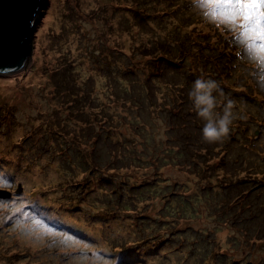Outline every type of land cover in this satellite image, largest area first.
<instances>
[{"label":"rangeland","instance_id":"rangeland-1","mask_svg":"<svg viewBox=\"0 0 264 264\" xmlns=\"http://www.w3.org/2000/svg\"><path fill=\"white\" fill-rule=\"evenodd\" d=\"M205 11L48 0L29 64L0 74V264H264V67ZM197 78L232 101L214 143Z\"/></svg>","mask_w":264,"mask_h":264},{"label":"water","instance_id":"water-1","mask_svg":"<svg viewBox=\"0 0 264 264\" xmlns=\"http://www.w3.org/2000/svg\"><path fill=\"white\" fill-rule=\"evenodd\" d=\"M47 2L0 0V74H12L29 64L35 25ZM0 194L10 196L11 193L0 188Z\"/></svg>","mask_w":264,"mask_h":264},{"label":"snow or ice","instance_id":"snow-or-ice-1","mask_svg":"<svg viewBox=\"0 0 264 264\" xmlns=\"http://www.w3.org/2000/svg\"><path fill=\"white\" fill-rule=\"evenodd\" d=\"M205 16L234 33L233 42L264 67V0H197ZM39 224V222H36Z\"/></svg>","mask_w":264,"mask_h":264},{"label":"clouds","instance_id":"clouds-1","mask_svg":"<svg viewBox=\"0 0 264 264\" xmlns=\"http://www.w3.org/2000/svg\"><path fill=\"white\" fill-rule=\"evenodd\" d=\"M217 92L222 95L218 83L210 78H197L189 91V99L197 116L205 121L201 133L203 140L208 143H214L228 133L232 118L231 100L223 105L222 113L216 111L220 107L214 95Z\"/></svg>","mask_w":264,"mask_h":264},{"label":"bare ground","instance_id":"bare-ground-1","mask_svg":"<svg viewBox=\"0 0 264 264\" xmlns=\"http://www.w3.org/2000/svg\"><path fill=\"white\" fill-rule=\"evenodd\" d=\"M95 76L97 77V78H99V76L98 75H96L95 74ZM2 88H5V89H7V88H9V86L7 85V86H5V85H3L2 86ZM53 170H54V168H52ZM34 172H31L29 175H28V177L29 178H31V177H34ZM23 177V176H22ZM44 178V177H43ZM41 180L42 179H38V184H40V182H41ZM203 204H204V202H202ZM159 204V203H158ZM201 204V203H200ZM205 205V204H204ZM81 208H83L82 206H80ZM201 211V210H200ZM199 211V212H200ZM204 211H205V215H207L206 214V212H209V209H208V207H207V210L206 209H204ZM209 214L212 216V218L211 219H214V217H213V215L209 212ZM77 215V214H76ZM83 217V216H82ZM82 217H80V216H78V217H75L73 220H74V222H76V224H77V226H81V227H86L87 226V222H85V220H86V218L84 219V218H82ZM103 216H98V217H96V218H102ZM205 218L206 217H204V215H202L201 217H200V219H202L203 221H205ZM104 219V218H103ZM208 223V222H207ZM100 224V223H99ZM112 225L113 226H115V223L114 222H112ZM118 229H119V227H117ZM87 229L88 230H90V231H93V232H95V233H98L99 232V228L97 227V226H91V225H89L88 227H87ZM232 230V229H231ZM220 231V230H219ZM225 234L226 233V237H227V234H228V229H226V228H224L220 233H218L217 234V237L219 238V234ZM221 234V235H222ZM219 235V236H218ZM130 236H132L131 234H130ZM126 238H128L129 237V235H126L125 236ZM220 239L221 238H219V239H217L220 243H223V242H221L220 241ZM93 241H94V244H97V243H103L105 246H106V243H104V241L102 240H99L98 238H94L93 239ZM225 242H227L226 241V239L224 240ZM76 264V263H75Z\"/></svg>","mask_w":264,"mask_h":264},{"label":"trees","instance_id":"trees-1","mask_svg":"<svg viewBox=\"0 0 264 264\" xmlns=\"http://www.w3.org/2000/svg\"><path fill=\"white\" fill-rule=\"evenodd\" d=\"M219 88H221V87H219Z\"/></svg>","mask_w":264,"mask_h":264}]
</instances>
